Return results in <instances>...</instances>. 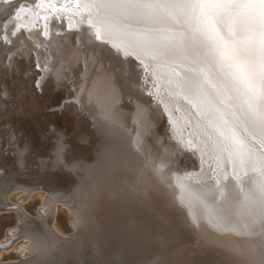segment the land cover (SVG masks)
<instances>
[{"label": "water", "instance_id": "1", "mask_svg": "<svg viewBox=\"0 0 264 264\" xmlns=\"http://www.w3.org/2000/svg\"><path fill=\"white\" fill-rule=\"evenodd\" d=\"M10 3H17V6L8 11L7 7L9 8ZM10 3L0 0V37H2L0 40L6 45L10 44L8 41L13 37L11 32L17 30V26L19 33L23 30L22 23L18 22L21 14L26 15L29 11L46 14L44 16L39 14L37 17L35 28H38V21L49 15L59 19V17L67 18L70 10L73 11L72 14L79 12L76 10L77 0H11ZM22 4L26 6L21 7ZM47 27L40 29V32L45 31ZM56 32L64 33L60 30ZM159 60L161 64L157 66L163 67L164 71L158 72L155 80L160 93H165L170 106L174 105V108L180 111H184V105L190 107L192 115L206 126L210 120L209 116L218 118L223 113L234 116L233 112H235L237 121L233 119V124L229 119L233 128L240 120H244L239 109L231 107L233 101H227L226 106L219 104L215 99L210 104L204 103L198 109L201 113L198 116L191 104L185 103L176 95L181 91L183 82L176 77L173 69L182 76H185L182 73L185 69L182 70L179 62L172 57L162 56ZM148 61L154 69H158L154 65L156 60ZM147 67L144 64L142 67L137 66L138 81L143 88L146 87V83L148 84V80H144L147 77ZM145 68L147 71H144ZM188 73H193V77L196 76V72ZM193 79L196 80V77ZM185 81L194 93L203 92L205 95H211L210 89L198 88L196 81L188 78ZM72 88L69 86L67 90L70 91ZM174 89H178L176 93ZM64 90H66L65 84L60 92L63 95ZM40 92L41 89H38L37 93ZM146 93L148 94L147 91ZM76 101L74 95L56 99H53L52 95L50 106L45 110L51 122L49 128L53 131L50 139L42 142L38 148L40 154L26 161L23 167L13 163V173L2 181L3 185L9 184V178H16L20 173L29 171L28 173L34 174L33 177L29 175L23 180L29 184L30 179H36L32 186L30 185L31 191H42L44 196H50L57 206L56 211L50 208L42 219H35L31 225L25 226L14 215L15 212H4L15 211L17 207L9 203L0 204V211H3L0 215V239L1 236H6V239L0 242V249L14 246L22 240L36 241L38 250L27 262L26 259H20L18 252L12 251L11 255L23 264H259L258 257L252 256L251 249H232L227 244L228 241L220 236L198 232L195 229L196 214L188 208L192 206L180 203V194L177 195L176 201L171 200L169 194H165L158 184L151 181L149 173L143 171L148 178L143 173L139 174L135 164L136 158L124 137L109 126L88 127L87 122L91 119L86 112L78 109L80 107ZM217 108L222 111H217ZM65 111L66 116L62 117ZM166 114L171 116V112ZM76 119L79 120V124L75 126L77 130L69 133L70 137L62 139L61 135L56 134L57 127L62 128L66 120L73 122ZM174 120L168 132L172 140L180 144L181 149L177 151L190 153L197 151L195 145L189 146L179 137L180 122L177 118ZM209 130L215 131L213 128ZM242 132L245 130L243 129ZM253 136L260 139L261 143L259 133ZM61 145L63 147L59 151V156L63 155V162L58 156ZM5 151V154H10V150L6 147ZM202 155L198 151L194 153L196 166L181 169L175 172V175L183 176L185 170L189 172L195 170V175H201L199 182L205 180L213 182L217 174L222 179L225 171L231 172V168H220L217 172L210 171V166L216 167V164L207 156H204L206 163L201 170ZM4 176L7 175L0 168V180ZM199 182L195 181V183ZM172 183L176 186L173 180ZM177 188L180 190L179 187ZM73 196L80 204L76 216L78 219L76 228L69 223L66 212V208L73 205L69 202ZM183 205L186 207L184 208ZM190 222L195 225L192 226ZM209 225L213 230L216 228L211 222ZM50 239L55 240L56 243L52 244ZM24 248L25 246H20L21 250Z\"/></svg>", "mask_w": 264, "mask_h": 264}, {"label": "bare ground", "instance_id": "2", "mask_svg": "<svg viewBox=\"0 0 264 264\" xmlns=\"http://www.w3.org/2000/svg\"><path fill=\"white\" fill-rule=\"evenodd\" d=\"M16 6L17 3H10L7 10L10 11L12 7ZM76 10H79L78 14H72L73 11L71 12L70 10L67 18L59 17L57 19L56 16L49 15L45 19L38 21V28H35L37 17L39 14L41 16L46 14L32 11H29L26 15L21 14V19L18 22L23 25L22 32H18L16 36L9 39L11 43L9 46L0 40V168L7 175L0 180V184L2 183L0 185V204L9 203L17 207L14 215L25 226L31 225L35 219H42L50 208L56 211V204L50 196L43 195L42 200L36 207L37 213L34 215L19 204L27 201L28 194L31 192L30 185L32 186L36 180L30 179L29 184H26V181L23 180L24 177L27 178L29 175H31L29 177H33L34 175L28 173L29 171L20 173L16 178H9V184L3 185L2 181L13 173V163L23 167L26 161L34 158V155L35 157L38 156L40 152L38 148L42 145V142L50 139L53 131L49 128L51 122L45 110L50 106L52 95L53 99L64 96L68 98L74 95L77 100L76 103L80 107L78 109L86 112V115L91 119L87 122L88 127L92 125L94 127L109 126L118 131L131 147L133 156L136 158L135 164L137 165L138 173H143V171L147 174L149 173L148 176L151 181L154 184H158L165 194L170 195L173 201H176L177 195L181 193V190L172 183V177L175 172L195 167L196 159L193 154L197 153V151L201 153L200 149L204 147L207 135L216 136L214 130L210 131L204 122L192 115L190 107L184 105V111H180L178 108L175 109L174 105L170 106V103L167 102L168 99L165 93H160L155 76L158 72H163L164 68L157 66V64H161L159 57L154 63L158 69H154L148 61L151 58H142L143 64L148 66L147 77L144 79L148 80V84L146 83L144 88L141 87L138 81L139 70H137V66L140 65L139 61L129 58L125 62L116 55L109 45L98 41H94L91 44L88 43V36L86 35L88 26L86 23H81L82 18L87 13L79 8ZM44 27H47L46 30L40 32V29ZM196 28V20L190 18L182 23L179 28L173 29V35L176 36V47L173 48L170 55L165 56L172 57L179 62L178 64L181 65L180 68L182 70H186V68L192 69V71L182 72L186 78L192 81H196L193 79L196 76L193 77L194 74L188 72H196L197 69L194 42L198 36ZM58 30L64 33L58 34L56 32ZM258 31L256 29L255 32L249 33L251 36L249 43L253 48L257 47L259 40ZM180 32L184 33L182 48L180 47ZM37 44L40 45L39 48L36 47ZM30 49L32 50L31 53H29ZM97 49L103 50L99 57L94 55ZM49 57L50 72L45 71L43 67L45 60ZM38 61L41 64L40 69L37 68ZM86 63L87 67H85ZM97 69L100 70L99 73ZM105 76L109 77L110 80H104ZM38 80L41 81L39 86H37ZM182 82L185 87H189L185 79ZM64 84L66 85V90H64L63 95L60 92ZM82 85L83 91H81ZM69 86L73 87L70 91L67 90ZM94 86V98L89 103V93L93 91ZM38 89L42 91L39 94L37 93ZM153 89L158 91V93H155ZM177 90L174 89L173 91L176 93ZM105 97L108 100L107 104L102 106L97 103L98 100H103ZM113 99L114 103H112ZM137 109L142 110V115L139 118L137 117ZM167 112H171L170 117L166 114ZM105 113L108 115L107 119L104 118ZM230 113L232 114L231 111ZM63 114L64 116L62 117H65L66 111ZM175 118L179 119L178 121L180 122L178 124L180 125L179 137L187 143L189 140L192 141V144L197 147V151H194V153L177 151L181 149L179 147L180 144L173 141L168 132V128L173 123L172 121H175ZM209 119L220 125L224 130L234 129L236 134L244 140L249 153H254L257 157L261 155V148L264 145L259 142L260 139H256L250 132L246 131L241 120L233 128L229 123V119L234 124L235 116H227L226 113H223L218 118L209 116ZM55 120H58V118H55ZM162 120L165 123H161ZM225 120L228 123L222 124V121ZM77 124H79L78 119L73 122L66 120L62 128L57 127L55 132L61 135L62 139L68 138L70 137L69 133H72L71 131L77 130L75 127ZM243 129L245 132H242ZM138 135H142L141 151H137L133 146V141ZM5 147L10 150V154L4 153L6 152ZM59 158L62 162L64 161L63 155L59 156ZM162 162L167 164V166L162 172H158L157 168ZM145 173L143 175L148 178ZM200 176L199 178L201 179ZM193 183L195 187H199L201 184V182L195 183V181ZM208 183L211 182L209 181ZM13 190L24 192L17 197L19 205L11 203L7 199V193ZM69 202L73 205L66 208L68 221L73 228H76L78 224L76 216L80 204L77 198L75 199V196L71 197ZM183 207L185 208L186 206L183 205ZM188 208L189 210L192 209L196 214V225L191 222L190 224L192 226L195 225V229L198 232L218 235L227 240V244L232 249L241 250L248 248L252 250L264 245V234L255 236L240 235L236 232H220L216 228L213 230L209 225L210 220L205 210L194 205ZM225 210L230 212V206L225 205ZM244 211L246 212V210ZM234 219H247V216L234 217ZM56 231H58L57 228ZM59 234L61 233L59 232ZM5 239L6 236L4 235L0 242ZM50 241L52 244L56 243L53 239H50ZM26 249L29 252H25ZM37 250L38 246L36 241L33 240L29 241L28 246H25L24 250H21L19 246L16 252L19 253L20 259H26L25 261L27 262L28 259L34 257ZM4 251L11 253L14 249L12 246L2 248L0 249V254L4 255ZM2 258H0L1 264H23L18 260L2 262Z\"/></svg>", "mask_w": 264, "mask_h": 264}, {"label": "snow or ice", "instance_id": "3", "mask_svg": "<svg viewBox=\"0 0 264 264\" xmlns=\"http://www.w3.org/2000/svg\"><path fill=\"white\" fill-rule=\"evenodd\" d=\"M10 2L4 0V3ZM76 7L87 13L81 23L88 26V43L107 44L125 62L129 58L135 59L141 67L143 57L156 60L170 55L176 47L173 29L194 18L198 34L194 41L196 85L200 89H210L211 95L194 93L191 87L183 84L176 95L191 104L198 116L201 114L198 109L204 103H212L213 99L221 105L233 101L231 107L239 109L246 131L253 135L259 133L264 145V0H77ZM256 29L259 30V40L257 47L253 48L249 33ZM18 30L19 26L11 35L16 36ZM179 37L182 48L184 33L180 32ZM102 51L97 49L94 55L99 57ZM43 67L45 71H51L50 57ZM37 68H41L39 61ZM173 71L181 81L186 79L180 72ZM104 80L110 78L105 76ZM40 82L37 81V86ZM94 93L95 86L89 93V103ZM97 103L107 104V97ZM141 115L142 110L137 109V117ZM104 118H108L107 113ZM224 123L228 122L225 120ZM207 127L215 129L216 136L207 135L204 147L200 149L203 154L201 170L206 163L204 156H207L216 164V167L210 166V171L217 172L220 168H231L232 171H225L222 179L217 174L213 182H201L199 187L193 183L200 179L194 174L195 170H185L183 176L174 175L172 180L181 190L180 203L205 210L210 222L220 232L264 234V147L257 157L249 153L244 140L234 129L224 130L213 120L208 121ZM188 144L191 146L192 141L189 140ZM133 146L141 151L142 135L136 137ZM166 166L162 162L157 171L162 172ZM225 205L230 206V212L225 210ZM245 215L247 219H234ZM251 254L258 257L259 264H264V245L253 248Z\"/></svg>", "mask_w": 264, "mask_h": 264}, {"label": "rangeland", "instance_id": "4", "mask_svg": "<svg viewBox=\"0 0 264 264\" xmlns=\"http://www.w3.org/2000/svg\"><path fill=\"white\" fill-rule=\"evenodd\" d=\"M9 45H11V43L8 44V46ZM162 122L165 123L164 120H162L161 123ZM23 193L24 192L21 191V190H13L10 193H7V199L11 203H14V204L17 203L16 205H19V204L22 205L31 214H36L37 213L36 212V207L39 205L40 201L43 198L42 191H31V192H29L27 201H25V202L23 201L22 203L18 204L17 197L20 196ZM1 212H3V211H0V215H1ZM4 212L9 213V212H14V211H4ZM27 243H29V242H26L25 240H22L18 244L12 246V248L14 249V251H17L19 246H22V245L26 246V245H28ZM25 252H29V251L26 249ZM11 253H12V251H11ZM11 253H7V251H4V255L0 254V258L3 257L2 258V260H3L2 262H13L14 260H16V258H14V256L11 255Z\"/></svg>", "mask_w": 264, "mask_h": 264}]
</instances>
